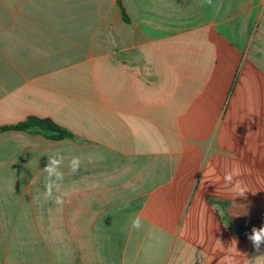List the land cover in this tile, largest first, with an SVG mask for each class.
Instances as JSON below:
<instances>
[{"label":"crops","instance_id":"1","mask_svg":"<svg viewBox=\"0 0 264 264\" xmlns=\"http://www.w3.org/2000/svg\"><path fill=\"white\" fill-rule=\"evenodd\" d=\"M122 2L129 22L117 0H0V127L77 138L0 132V264H219L233 239L264 255L243 233L264 226V0ZM57 151L63 205L44 197ZM19 193L25 235L2 212Z\"/></svg>","mask_w":264,"mask_h":264},{"label":"clouds","instance_id":"2","mask_svg":"<svg viewBox=\"0 0 264 264\" xmlns=\"http://www.w3.org/2000/svg\"><path fill=\"white\" fill-rule=\"evenodd\" d=\"M206 2L213 9H216L218 7V5L214 3V0H206ZM63 162H64V156L62 155L61 152L57 151L54 154L48 156V162L43 169V171L47 173V181L45 185L44 197L46 200L54 199L55 203H57L58 205H63L64 197L68 195L67 192H60L61 183L64 179V173L60 170ZM81 162L82 161L79 156L72 157V159L69 162V168L72 173L79 171ZM88 162L92 163L93 161L89 159ZM238 175H239L238 170L234 169L230 172H227L223 178L224 183L226 185L231 186L230 194L233 201L237 197L246 199L247 193L250 192L248 186L243 180L235 178ZM54 190L60 192V194L53 197ZM132 227L137 230L142 228L141 216L137 215L133 219ZM247 238L252 243L255 251L259 252L261 249V245H264V226H261L260 228L253 227L251 230V234L248 235ZM220 245H221V250L223 251V255L220 258L219 264H256L257 261L264 259V255L257 256L254 259H248L246 254L238 251L237 241L235 239H233L227 247H224V245L221 242Z\"/></svg>","mask_w":264,"mask_h":264},{"label":"trees","instance_id":"3","mask_svg":"<svg viewBox=\"0 0 264 264\" xmlns=\"http://www.w3.org/2000/svg\"><path fill=\"white\" fill-rule=\"evenodd\" d=\"M117 4L122 9L124 20L126 22H129V18L123 7L122 0H117ZM8 131H21L29 134H37L49 140H54V141H62L65 139L77 140V138L72 132L61 127L53 120L42 119L34 116H30L26 120L15 125L0 127V132H8ZM243 233L246 234L247 236L251 234V232H245V231H243Z\"/></svg>","mask_w":264,"mask_h":264},{"label":"rangeland","instance_id":"4","mask_svg":"<svg viewBox=\"0 0 264 264\" xmlns=\"http://www.w3.org/2000/svg\"><path fill=\"white\" fill-rule=\"evenodd\" d=\"M0 181L4 186H2V188L7 190L5 186H8L9 178L7 176L0 177ZM9 203H12L13 205L9 206V208L3 209L2 212L4 211V213H6V218L9 221L8 224L10 225L11 231L16 235H25L26 233H29L31 229H34L35 226L26 225L24 194H16V196L13 197V200L9 201Z\"/></svg>","mask_w":264,"mask_h":264}]
</instances>
